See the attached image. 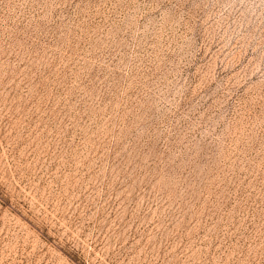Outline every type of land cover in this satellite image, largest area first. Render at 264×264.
<instances>
[{"label":"rangeland","instance_id":"1","mask_svg":"<svg viewBox=\"0 0 264 264\" xmlns=\"http://www.w3.org/2000/svg\"><path fill=\"white\" fill-rule=\"evenodd\" d=\"M0 264H264V0H0Z\"/></svg>","mask_w":264,"mask_h":264}]
</instances>
